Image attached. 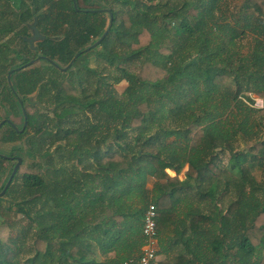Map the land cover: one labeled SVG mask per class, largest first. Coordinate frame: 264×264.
I'll return each instance as SVG.
<instances>
[{
	"label": "trees",
	"instance_id": "1",
	"mask_svg": "<svg viewBox=\"0 0 264 264\" xmlns=\"http://www.w3.org/2000/svg\"><path fill=\"white\" fill-rule=\"evenodd\" d=\"M105 1L0 0V112L22 100L27 114L24 131L0 129L12 144L0 151V193L23 159L0 198V215L22 216L17 234L0 238V264L138 256L148 176L167 180L163 200L194 185L216 206L222 260L264 264V106H254V96L264 102V0H113L111 26L108 12H92ZM32 25L45 40L30 41ZM78 53L67 72L52 64ZM92 55L111 70L90 67ZM41 56L13 73L12 90L8 73ZM186 163L185 181L165 172Z\"/></svg>",
	"mask_w": 264,
	"mask_h": 264
},
{
	"label": "crops",
	"instance_id": "2",
	"mask_svg": "<svg viewBox=\"0 0 264 264\" xmlns=\"http://www.w3.org/2000/svg\"><path fill=\"white\" fill-rule=\"evenodd\" d=\"M188 163L177 172L165 169L170 177L186 180ZM165 178L148 176L144 184L148 202L155 204L162 218L158 231V258L156 264H236L222 260L219 251V221L215 217L216 206L203 198L194 185L178 190L163 198ZM162 204L163 208L160 209ZM202 217L194 220L195 214ZM214 217L209 219V217ZM232 257V256H230Z\"/></svg>",
	"mask_w": 264,
	"mask_h": 264
},
{
	"label": "rangeland",
	"instance_id": "3",
	"mask_svg": "<svg viewBox=\"0 0 264 264\" xmlns=\"http://www.w3.org/2000/svg\"><path fill=\"white\" fill-rule=\"evenodd\" d=\"M106 1H108L107 4H106ZM106 1L103 3V5H106L107 8H109V6H113V7H116L117 9H121V7H120L121 5H117V4L114 5L113 0H106ZM164 1L165 0H161V2H164ZM168 1L170 3H174L177 0H168ZM162 10L163 9H159V10L156 11V13H159ZM125 11H129V9L125 8ZM244 44L246 45L247 41H245ZM98 49H100V48H98ZM244 51H247V48H245ZM98 57H100V58H98ZM83 62H84V60H82V59L79 61L78 67L75 69V71L76 70H79V71L83 70V67H81ZM37 64H39V63H37ZM126 64L127 65H125V68L128 69L130 72H135V73L138 72V70H139V65L138 64H134L131 61H128ZM89 66L90 67H95L96 69H99V70H101V71H103L105 73H106V71H110L111 70L110 63L105 61L103 56L101 57V56H97V55H92L91 58H90ZM102 67H104V69ZM113 71L114 70L112 69V72ZM77 72L78 71H76V73ZM7 83H8V81H7ZM126 87H127V83L126 82H122L120 85L117 86V90H118L119 93H122L125 90ZM90 88H92V87L89 86V89ZM91 91H93V90H91ZM33 98H35V97H33ZM254 98H255V105L254 106L256 108H261L262 107V103H261L262 99L256 98L255 96H254ZM256 99H260V100L257 101ZM19 104L21 105L20 101H19ZM20 105L17 108L16 113L14 111H12V110H10V112H8L9 109L2 110L0 112V116H1L0 123H1V121L3 119H7V120H10L14 124L16 129H20L24 125L23 124L24 113L22 112ZM11 147H12V144H4L0 140V151L1 152H7L8 153L10 151ZM240 148H241V150H243V148L247 149L246 146H240ZM227 160H228V156L224 157V162H227ZM252 172L255 174V176L258 179H260L261 174H260V172L257 171L256 168H252ZM221 201H222V205L226 206L229 203V201H230V197L228 196V194H226V196L222 197ZM2 205L4 207H8L10 205V201L6 198V199L3 200ZM39 206H41V203H39ZM0 216L3 217V220L0 221V226H1L0 227V238L2 240L6 241L9 236L17 234L18 227L16 228L15 225L13 226V224H15L14 221L20 220L22 218V216L16 214L13 211H7V210L4 211V216H2V215H0ZM5 222H7V224H4ZM25 252H26V250L23 252V256H21V258H22L24 263H25V261L28 258V256L25 255Z\"/></svg>",
	"mask_w": 264,
	"mask_h": 264
},
{
	"label": "built area",
	"instance_id": "4",
	"mask_svg": "<svg viewBox=\"0 0 264 264\" xmlns=\"http://www.w3.org/2000/svg\"><path fill=\"white\" fill-rule=\"evenodd\" d=\"M259 101L260 99H256ZM264 106L263 100L261 101ZM261 107V108H262ZM158 208L155 204H150L146 211L142 233L144 243L141 252L136 257H131L123 264H156L158 258Z\"/></svg>",
	"mask_w": 264,
	"mask_h": 264
},
{
	"label": "water",
	"instance_id": "5",
	"mask_svg": "<svg viewBox=\"0 0 264 264\" xmlns=\"http://www.w3.org/2000/svg\"><path fill=\"white\" fill-rule=\"evenodd\" d=\"M74 6L77 7L76 3H74ZM96 11H98V12H103V11L108 12L109 15H110V26L112 25L113 14H112V11H111L109 8H106V9H104V10H92V12H96ZM110 26H109V28L104 32V34L102 35V37H101L96 43H94V45H92L91 48H95V47H97V46L99 45V43H100V42L106 37L107 33H108L109 30H110ZM31 27H32V29H33L32 38L30 39L31 42L34 43V42H37V41H40V40H41V41H42V40H45L46 37L43 36V35L38 31V29L36 28L35 25H32ZM55 39H58V38H55ZM91 48L86 49L84 52H88ZM79 56H80V53H78V54L72 59V61H71L67 66H65V67H61V66L57 65L55 62H52V64H53L58 70H60V71H62V72H67V71L73 66V64L76 62V60L78 59ZM42 59H44V57H42V56H41V57H38V58H36V59H33V60H31L29 63H27L26 65H24V67H29V66L35 65V64H37L38 62H40ZM20 70H21V68H16V69H14V70H11V71L8 73L7 81H8V84H9V86H10V88H11L12 90H14L13 82H12V75H13V73H14L15 71H20ZM20 103H22L21 100H20ZM23 113H24V117H25V123H24V128H25L26 125H27V119H26V115H27V114H26L25 110H24ZM5 123L10 124V125L13 126L14 128H16V127L14 126V124H13L10 120H7V119L1 121V123H0V127H1L2 125H4ZM24 128H23L22 130H24ZM0 156L5 157V156L2 155V154H0ZM22 161H23L22 158H18V162H17V164H16L15 167H14V170H13L11 176H10V179L8 180V182H7L6 186H5V188L3 189V191L0 193V198L3 197V196L5 195L6 191L8 190V188L10 187V185L12 184L13 178L15 177L18 168H19L20 165L22 164ZM2 220H3V217L0 216V221H2Z\"/></svg>",
	"mask_w": 264,
	"mask_h": 264
},
{
	"label": "flooded vegetation",
	"instance_id": "6",
	"mask_svg": "<svg viewBox=\"0 0 264 264\" xmlns=\"http://www.w3.org/2000/svg\"><path fill=\"white\" fill-rule=\"evenodd\" d=\"M34 43H35V42H34ZM25 65H26V64H25ZM18 68L23 69V68H28V67H24V66H23V67H18ZM13 70H14V69H13ZM15 72H18V71H15ZM15 72H14V73H15ZM7 76H8V75H7ZM19 101H20V100H19ZM21 101H22V100H21ZM21 105H23V102L21 103ZM23 112H24V110H23ZM25 112H26V111H25ZM26 117H27V116H26ZM26 119H27V118H26ZM3 120H6V119H3ZM3 120H2V121H3ZM6 124H7V123H5L4 125H6ZM4 125H2V126L0 127V129L3 128ZM9 125H10V124H9ZM23 128H24V127H23ZM24 129H25V128H24ZM22 131H24V130H22Z\"/></svg>",
	"mask_w": 264,
	"mask_h": 264
}]
</instances>
